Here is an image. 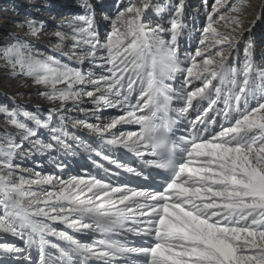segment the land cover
<instances>
[{
	"label": "snow or ice",
	"instance_id": "obj_1",
	"mask_svg": "<svg viewBox=\"0 0 264 264\" xmlns=\"http://www.w3.org/2000/svg\"><path fill=\"white\" fill-rule=\"evenodd\" d=\"M75 3L0 36V264H264V0Z\"/></svg>",
	"mask_w": 264,
	"mask_h": 264
},
{
	"label": "bare ground",
	"instance_id": "obj_2",
	"mask_svg": "<svg viewBox=\"0 0 264 264\" xmlns=\"http://www.w3.org/2000/svg\"><path fill=\"white\" fill-rule=\"evenodd\" d=\"M62 0H58V7L52 10H45L42 5V0H0V36H3L6 32L10 30V24L12 20H19L23 19L25 14H31L33 16H38L41 19L48 22V24L53 23V19L57 18L58 15L61 12H74L77 10L76 4L68 5V3H75L70 2L66 0L63 2H60ZM209 1L210 0H184L185 4V12L187 16V23L189 26L195 25L196 29H199L204 26L205 24V18L207 12L211 11V7H209ZM104 2L111 7V5L115 2V0H104ZM128 0H124V3H127ZM229 3H238V0H228ZM251 3L256 8H259L260 6V0H251ZM214 4V2H213ZM193 6V7H192ZM75 8V10H71V8ZM194 8V11L193 9ZM251 11V9H250ZM255 35L252 37L256 43L258 51H264V47L260 48V42L263 38L262 35H264V29H254L253 30ZM198 35V32L196 33ZM248 35L247 33L245 34ZM261 39V40H260ZM197 47L194 40H182L180 44V51L181 53L185 52H193L194 49ZM242 55V53H241ZM180 79V77H177V81ZM175 86L176 82H172ZM15 86L10 82H5L0 80V102H7V95L11 91H13ZM22 91L30 92V89H22ZM35 97H30L29 101L27 102V106L29 109H31L34 106ZM46 106V105H44ZM89 106V105H85ZM109 110V109H108ZM113 112L110 114L116 115L119 114L118 109H112ZM125 130H135V126L126 125L124 126ZM79 134L82 137L87 138L88 133L80 130ZM43 159V158H41ZM80 163H83L84 161L77 158ZM73 168L78 169L79 164L73 163ZM45 171H49L51 169L45 168ZM92 171L95 173L96 169H92ZM0 241H8V242H15L20 243V241L15 240V238L11 236L7 237H0ZM35 255V253H33Z\"/></svg>",
	"mask_w": 264,
	"mask_h": 264
},
{
	"label": "rangeland",
	"instance_id": "obj_3",
	"mask_svg": "<svg viewBox=\"0 0 264 264\" xmlns=\"http://www.w3.org/2000/svg\"><path fill=\"white\" fill-rule=\"evenodd\" d=\"M63 2L65 1V0H62ZM62 1H60V2H62ZM67 1H70V2H75V0H66V2ZM213 2H214V0H210L209 1V7H212V5H213ZM71 4H76V3H68V5H71ZM193 7V6H192ZM193 9V11H194V8H192ZM71 10H75V8L73 7V8H71ZM57 18H55V19H53L54 21L56 20ZM53 21V22H54ZM101 31L103 32V28H101ZM199 34V33H198ZM263 36V38H262V40H261V42H260V48H263L264 47V35H262ZM7 96H8V94H6ZM111 112H113L112 111V109H109V110H106V113H111Z\"/></svg>",
	"mask_w": 264,
	"mask_h": 264
}]
</instances>
